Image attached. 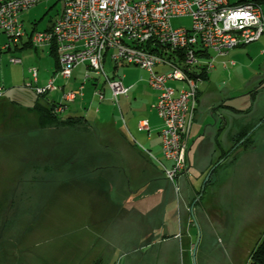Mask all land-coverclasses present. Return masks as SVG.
Instances as JSON below:
<instances>
[{"label": "rangeland", "instance_id": "rangeland-1", "mask_svg": "<svg viewBox=\"0 0 264 264\" xmlns=\"http://www.w3.org/2000/svg\"><path fill=\"white\" fill-rule=\"evenodd\" d=\"M261 8L264 12V4ZM62 10L61 0L38 4L22 16L24 29L41 31L54 23ZM171 25L188 28L190 20L173 19ZM7 44V36L0 32V89L19 86L23 72H28L30 78L32 69L40 72L53 69L54 60L46 50L31 47L13 52V45L11 51L4 49ZM13 59H20L21 63H11ZM218 62L214 64L207 87L243 90V79H239L241 71L229 77ZM122 66L137 84L134 91L126 98L119 96L117 102L113 100L104 76L89 72L86 74L89 80L83 83L82 66L73 70L70 79L58 78L65 93H81L82 96L77 95V105L82 104L81 110L87 114L89 123L68 119L67 111L61 116L55 115L53 108L45 113L49 105L43 95H36L28 88L30 92L12 100L0 99V264H137L140 257L133 244L137 242L134 238L138 224L142 230L140 253L146 254L141 257L142 264H163L155 259H168L165 264H202L201 259H209L207 264H230L231 260L248 259L250 250L261 240L264 234V153L238 150L234 159L239 160L236 169H232L230 162L223 169L225 172L221 171L229 177L228 181L217 184L208 178L204 183L205 178H202L194 191L193 177L185 175L178 182L179 177L170 182L163 173L154 177L151 173V177L145 173L146 167L138 163L135 168H129L128 163L121 164V158H115L109 152L115 140L109 132L114 128L115 132L123 131L132 144L156 154L145 142V135L138 137L130 127L131 130L125 127L124 121L145 118L153 111L157 93L142 81L147 80V73L134 66ZM252 69L244 76H250ZM105 72L110 80H122V70H117L115 77L109 66L105 67ZM179 85L171 84L176 88ZM202 87L200 83L199 90ZM95 90L104 93L102 101L94 95ZM260 90L263 95L258 99L256 110L253 109L254 119L248 125L250 132H254L252 136L259 135L258 143L264 142V136L258 134L264 129V125H259L264 118V88ZM56 96V93H50L48 99L57 101ZM260 113L263 116H258ZM118 143L128 141L120 137ZM158 158L164 162L162 157ZM111 161H115L113 166L116 168L110 187L115 198L130 187L132 192L151 194L159 190L163 199H142L138 215L133 208L130 216L132 245L106 249L105 239L97 237H106V234L100 233L102 222L94 207L101 202L107 204L108 197L101 201L95 196L101 197L110 185L107 181L97 184L92 180L99 172L109 176L110 170L99 171V168L106 167ZM124 167L129 169L130 183L124 177V170L127 171ZM234 176H237L238 184L232 179ZM209 185L215 191L213 199H209ZM220 188L221 191H235L232 195L220 196ZM200 190L202 195H199ZM221 206L227 213L217 215ZM191 207L195 223L190 215ZM93 225L96 232L92 231ZM198 233L200 237L193 260ZM172 238L175 245L166 242ZM160 243H163L162 247ZM161 248L163 255L159 251Z\"/></svg>", "mask_w": 264, "mask_h": 264}, {"label": "built area", "instance_id": "built-area-1", "mask_svg": "<svg viewBox=\"0 0 264 264\" xmlns=\"http://www.w3.org/2000/svg\"><path fill=\"white\" fill-rule=\"evenodd\" d=\"M50 1L58 0H0V32L8 38L4 49L17 46L23 38L34 49L54 45L57 76L69 79L74 69L87 66L104 76L115 102L119 96H126L128 89L121 79L107 77L105 57L114 65L144 70L148 86L157 93L154 110L162 122L161 152L169 166L149 156L158 162L170 182L186 174L187 133L201 76L212 70L216 59L261 39L264 34L261 6L242 0H61L62 13L52 26L26 35L22 16L38 4ZM180 18L190 20L188 28L172 27L171 21ZM11 63L21 61L13 59ZM226 64L222 62L224 68ZM157 67L166 71L158 72ZM29 72L35 81L36 69ZM88 80L86 75L83 83ZM52 82L44 88L31 84L24 87L36 95H44L54 89ZM172 83L180 85L176 88ZM77 95L80 93L64 95L61 102L54 104L53 113L65 114L67 104ZM95 95L103 99L102 91H96ZM137 128L148 131V124L141 121Z\"/></svg>", "mask_w": 264, "mask_h": 264}, {"label": "crops", "instance_id": "crops-1", "mask_svg": "<svg viewBox=\"0 0 264 264\" xmlns=\"http://www.w3.org/2000/svg\"><path fill=\"white\" fill-rule=\"evenodd\" d=\"M242 1H253V0H242ZM263 15H264V12H263ZM52 24L53 23L48 24L41 31H45L49 29L52 26ZM24 31L26 35H30L33 32H40V31L34 30V28H32L30 32H27L25 29ZM29 48H31V45L28 39L23 38L17 46L13 47V52H18V51L29 49ZM41 49L46 50L48 56L52 58L51 46L41 48ZM7 50L11 51V48ZM216 61H219L218 64H220L221 70L226 71L229 77H231L232 74H235V73L238 74L237 72L241 71V73H239V79L241 78L243 79V82H244L243 90L237 92L235 90L210 89L207 87L209 76L213 74L211 73V71L213 70L214 64L216 63ZM223 61L227 62L226 68L222 66ZM248 61L249 63H247ZM106 66H109L110 70H112L113 77L116 76L115 73L117 70L119 71L122 70L123 71L121 72L122 84L124 87L128 89L127 95L130 92L134 91V89L136 88L137 82L134 81L132 77L129 76L128 70H126V68L124 69L122 64L114 65L109 60L108 56H106L104 59V69ZM82 67L84 70V77L89 72H93L87 66H82ZM213 68L207 75H204L203 79L201 80L200 83L203 86L201 90H199V85H198L197 101H196V105L192 113V117L189 123V129L187 133L188 171L186 174L180 176L177 179V182H178L184 179L186 177L185 175H187L188 177H193L192 188L194 191L196 190V185L199 183V181L202 180V178H205L207 173L215 165H216L215 168L217 167V172L219 173V175H217V172H216L212 176L211 183L219 184V183H222V180L228 181L229 177L223 175L221 171H223V169L226 168V166H229V161L231 160L230 158L233 157V155L236 156L238 154V150L242 151V148H239L238 146H236L234 149L231 150L232 151L231 155L227 153L229 149H231V146L233 144V138L236 135V133L239 132L246 125H250L252 123L254 119L252 118L253 112L254 110H256V106H257L256 104H258V99L261 95H263V92H259L254 108H253L254 110L252 109L253 112H251V114L247 116H244L243 114H239V115L234 114L229 110V108H233V109L241 110V111L244 110L248 105V96L246 95V93L249 90L254 89V88H257V89L264 88V34L262 35L261 39L257 43H254L247 47L236 48L232 50L228 54L227 57L216 59L213 63ZM251 68L253 69H252V72H250V76L249 75L244 76L246 75V73H248V71ZM57 70L58 69H57V65L55 62H54L53 69L50 71L40 72L36 70L37 73H36L35 81H33L31 77L29 78V75L27 74L28 72L26 73L23 72L21 76L22 83L19 86L17 85L9 86L7 89L3 90V94L0 96V99L12 100L15 96H18L19 94L21 95L24 92L26 93L30 92V90L24 87L25 85L31 84L33 87L44 88L47 86V84L50 81H53L52 83H53L54 89L47 91L44 94V99L47 100L48 102L59 103L62 101V98L64 95L69 94V93L78 92V91H74V92L65 93V88L62 85L60 86V84L58 83V78H61V77L57 76L56 74ZM142 71L145 72L144 70ZM156 71L164 72L166 71V69H164L163 67H157ZM142 81L146 82L147 84L146 79H142ZM56 83L58 84V86H55ZM82 88L83 86L80 87V89ZM50 93L57 94L56 96L57 101L48 99V95ZM95 93H96V90L94 92V95ZM127 95L125 96V98L127 97ZM79 96H82L81 93ZM103 99H104V93H103ZM102 100H99V101H102ZM82 107H83L82 104L77 105V96H76L73 102H70L67 104L66 117L72 118V119L82 118L86 122H88L87 114L85 115L82 112L81 110ZM152 110L153 111L150 112L148 115H146L145 118H139L136 121H134L132 118H129L128 122L124 121V124L127 129L131 128L132 131L138 137L144 134L145 142L149 144L151 149L155 150L156 154L150 150L143 149L142 148L143 146L140 147V146H136L132 144L131 142H129V140L127 139L123 131L120 130L118 132H115V129L110 128V127H109L110 128L109 133L115 140L113 144L110 145L112 149L109 152H111V154H113L115 158L116 157L121 158L120 160L121 164L124 165L125 163H128L130 165V167L128 166L129 168H132V167L135 168L136 166L135 164L139 163V166L146 167V172H145L146 174H149V176L152 177L151 175L152 173L154 177V176H157L158 174H162L161 168L156 160L163 163L165 166H169V165L168 163L166 165V163H164L165 161L163 162L158 158V157H162L163 159L162 152H161V145H160V136H159V132L162 128V122L157 117V114L154 110V105L152 106ZM261 115L262 114L260 113V115L258 116H261ZM141 121L147 122L148 131H138L137 125ZM259 125H264V118L260 121ZM250 133L251 132H249V134ZM258 134H261V136H264V129H262L261 132H259ZM258 136L259 135L252 137L254 145L252 146L251 151L259 154V153H264V142L262 143L256 142V138H258ZM120 137H123L125 140L128 141V143L126 144L118 143ZM147 153L153 156L154 159L156 160L152 159ZM222 153H227V154L225 158L219 159ZM109 163L110 164H108L106 167L99 168V171H103L107 169V170H110L112 173L110 172V175L106 177L104 176L103 172L102 173L99 172V174L97 173L98 175H95L94 179L92 180V183H97V184H100V182L107 181L108 184L110 185L108 191L106 193H103L101 197L95 196V199L97 200H101V199L104 200L105 198L103 197H108L107 204H105L104 202H101V203H97V206L94 207L95 214L99 216L100 222H102L100 233L106 234L105 235L106 237L100 236V235L97 237L98 238L101 237L102 239H105L106 249L108 248L110 249V247H113V246L122 247L125 245H132L133 238L131 235L132 225L130 224V221H131L130 216L132 215L133 208H135L136 210L135 214L138 215L140 212V205H141L142 199H147L149 197H154L155 200L163 199L161 194H159L160 193L159 190L151 194V193H146V192H132L130 187L127 192L118 193V196L115 195L117 196L115 198L111 194L113 193L112 188L110 189V187H112V181H113L112 178H114L112 175H115L116 173L114 171V169L116 168L113 166V164H115V161H111ZM238 164H239V160L237 158L235 162L231 163V165H233L232 169L235 170ZM124 168L127 169V167H124ZM124 171H125V175L124 173L123 175L124 177L128 179V182L130 183L131 180H129L130 178L129 173L127 174V172H129V169H127V171L126 170ZM100 173L102 175H100ZM232 179L235 180V184H238V182H236L238 180L237 176L232 177ZM210 185H209L210 191L208 193L209 199L210 198L213 199L215 198V191L213 187ZM230 190L231 192H229V190H226V189L225 191H221V188H220L219 194L220 196L221 195L225 196L226 194H230V193L232 195L235 189H230ZM199 197L197 199H199ZM114 199H116V201ZM221 207L219 211H217V215H223L227 213L226 210H223L224 208L223 207L221 208ZM112 220L114 221V223H111ZM95 227L96 226H94L92 229L93 232H96ZM135 230H136L135 231L136 235L134 239L135 240L137 239V242L133 245H134V249L136 253L138 254L137 257H140V260H137V264H142L143 259H141V257L146 256V254L140 253L143 247L140 245L142 230L140 229L139 224L137 225ZM162 230L163 228H161V232L164 231ZM108 234H110L111 236H109L107 239ZM174 241L175 240L172 238L171 240H168L166 242L171 243V245L172 244L175 245L176 243H174ZM161 242H163V240ZM160 244L162 247L163 243H160ZM160 250H161V255H163L164 254L163 248L159 249V251ZM159 251L157 250V252L160 254ZM158 260L161 261L163 264H165L168 259H155V261L157 262ZM207 260L209 259H201V263L207 264ZM229 263L230 264H249V260L245 259L244 261L243 260L241 261L237 259V260H231Z\"/></svg>", "mask_w": 264, "mask_h": 264}, {"label": "trees", "instance_id": "trees-1", "mask_svg": "<svg viewBox=\"0 0 264 264\" xmlns=\"http://www.w3.org/2000/svg\"><path fill=\"white\" fill-rule=\"evenodd\" d=\"M253 2L259 4L260 6L264 4V0H253ZM145 49H148V47L146 46ZM152 50L154 52H158L157 49H152ZM51 56H52L53 60H55L54 62L56 63L57 69H58L59 68V66H58V58H57V53H56V49H55V46L54 45L51 46ZM203 77H204V75L201 76L202 79H203ZM259 92H262V90L257 89V88H254V89L249 90L246 93V95L248 96V105H247V107L244 110L241 111V110H236V109H233V108H229V110L232 113L238 114V115L239 114H243L244 116H247V115L251 114L252 109H253V107L255 105V102H256V99H257V96H258ZM42 97L44 98V95ZM46 102L49 105V108H46L45 109V111H46L45 113H49L50 112V109L53 108V106H54L55 103L48 102L47 100H46ZM68 119H70V118H68ZM73 120H75V119H73ZM78 120L85 121L82 118H79ZM250 129L251 128L248 127V125H246L239 132L236 133V135L233 138V144L231 146V149H229V151L227 153H229L231 155L232 154V151L231 150L234 149L236 146H238L239 148L245 149V150H248V149H251L252 148V146L254 145L253 138H252L253 137L252 134L254 132L249 134ZM227 153H222V155L220 156L219 159L225 158V156H226ZM235 157L236 156L233 155V157L230 158L231 161H229V163L230 162L233 163L235 161L234 160ZM216 171H217V167L211 172V176L209 177V179L212 178V176L216 173ZM208 184H209V181H207V185ZM202 194H203V192L200 190L199 195H202ZM248 260H249V264H264V234H263L261 240L250 251L249 256H248ZM93 264H101V263L96 262V263H93Z\"/></svg>", "mask_w": 264, "mask_h": 264}, {"label": "water", "instance_id": "water-1", "mask_svg": "<svg viewBox=\"0 0 264 264\" xmlns=\"http://www.w3.org/2000/svg\"><path fill=\"white\" fill-rule=\"evenodd\" d=\"M215 166H216V165H215ZM215 166H213V167L211 168V170L207 173V175H206V177H205V180H204V183L206 182V180H207V179L209 178V176L211 175V172L214 170ZM204 183H203L202 189H203V187H204ZM192 207H193V206H192ZM192 207H191V209H190V215H191L192 220H193L194 223H195V219H194V216H193ZM195 225H196V224H195ZM196 227H197V225H196ZM199 237H200V235H199V233H198V236H197L196 242H195V244H194V249H193V251H192V258H193V260L195 259V252H196V248H197V245H198V242H199Z\"/></svg>", "mask_w": 264, "mask_h": 264}]
</instances>
